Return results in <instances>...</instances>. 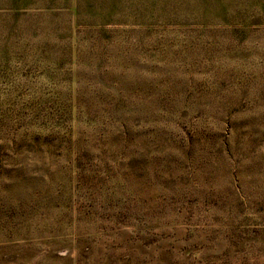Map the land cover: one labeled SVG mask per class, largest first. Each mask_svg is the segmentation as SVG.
Masks as SVG:
<instances>
[{
	"label": "rangeland",
	"instance_id": "1",
	"mask_svg": "<svg viewBox=\"0 0 264 264\" xmlns=\"http://www.w3.org/2000/svg\"><path fill=\"white\" fill-rule=\"evenodd\" d=\"M223 2L0 0V264H264V0Z\"/></svg>",
	"mask_w": 264,
	"mask_h": 264
},
{
	"label": "trees",
	"instance_id": "2",
	"mask_svg": "<svg viewBox=\"0 0 264 264\" xmlns=\"http://www.w3.org/2000/svg\"><path fill=\"white\" fill-rule=\"evenodd\" d=\"M255 2H261V0H254ZM198 2H200L201 4H203L206 8H207V12H212V11H220L223 15L224 18H226L227 16V12H228V9H227V3H224L223 0H213V2H217V4H214L212 3L211 0H198ZM213 4H214V7H213ZM262 7H264V4L262 5ZM253 10V9H250L248 14H244L243 16L241 15H238L236 16L234 14V21L233 23H246L247 20H249V18H251V16L249 15L250 14V11ZM228 20V19H226ZM233 19H231L230 21H232ZM229 22V21H227ZM243 25V24H241Z\"/></svg>",
	"mask_w": 264,
	"mask_h": 264
}]
</instances>
